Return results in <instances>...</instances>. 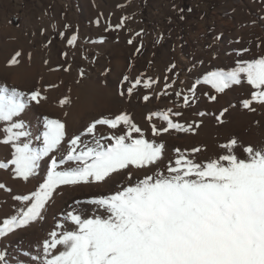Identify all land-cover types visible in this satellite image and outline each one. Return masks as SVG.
Segmentation results:
<instances>
[{
	"label": "rangeland",
	"instance_id": "1",
	"mask_svg": "<svg viewBox=\"0 0 264 264\" xmlns=\"http://www.w3.org/2000/svg\"><path fill=\"white\" fill-rule=\"evenodd\" d=\"M73 35L75 46L68 43ZM245 48L249 51L243 52ZM17 52L18 64L10 65ZM261 55L264 0H0V85L24 93L40 89L48 98L40 105L33 102L16 118L32 133L37 147L40 141L35 137L42 135L45 117L66 125L61 145L66 150L70 139L82 135L94 120L123 112L145 139L165 144L166 158H174L177 148L186 154L200 148L194 155L206 163L225 154L221 146L235 139L231 151L246 159L244 148L264 147V105L254 102L255 111L243 106L256 90L244 81L216 93L203 79L209 72L230 71ZM149 80L151 86L144 87ZM66 97L71 103L61 107L59 102ZM151 113H167L173 122L194 130L170 129L153 136L151 125L161 129L166 122L155 115L150 122ZM4 127L0 124V140ZM121 129L127 131L123 125L117 129L98 125L97 135L124 134ZM132 136L139 138L135 132ZM82 138L90 142V137ZM13 152L11 145L0 143V162H10ZM62 154L55 153L57 160ZM50 168L46 157L28 182L15 178L14 166L0 169V183L6 186L0 189V227L26 210L16 197L38 191ZM118 188L119 184L108 182L57 189L42 219L0 238L7 264H42L43 244L52 231H60L57 225L65 223L67 212L91 216L96 209L87 201L114 194Z\"/></svg>",
	"mask_w": 264,
	"mask_h": 264
},
{
	"label": "snow or ice",
	"instance_id": "2",
	"mask_svg": "<svg viewBox=\"0 0 264 264\" xmlns=\"http://www.w3.org/2000/svg\"><path fill=\"white\" fill-rule=\"evenodd\" d=\"M76 40L73 35L68 43L75 46ZM20 55L17 52L9 64H18ZM244 81L256 91L243 106L255 111L251 107L254 102L264 105V55L242 61L230 71L209 72L203 79L216 93ZM152 83L149 80L144 87ZM191 91L194 95L195 89ZM131 92L128 89L129 95ZM47 99L40 89L24 93L0 85V124L5 125L0 143L14 148L11 161L0 162V169L14 166L15 178L28 182L36 176L41 160L47 157L51 161L39 190L16 197L24 202L26 210L3 221L0 238L42 219L57 189L115 182L119 188L114 194L87 201L96 209L91 216L84 211L67 212L65 223L57 225L60 231H52L51 239L43 244L42 264H264V147L247 146L246 159H239L231 151L237 145L233 139L221 146L225 154L206 163L194 155L200 148L187 154L177 148V155L169 159L165 144L145 139L141 128L123 112L94 120L82 134L90 137V142L75 135L66 150L61 149L66 125L45 117L44 131L35 137L40 141L37 147L32 133L16 118L33 102L40 105ZM148 99L144 96L145 101ZM184 101L189 106L187 96ZM59 103L63 107L71 100L66 97ZM154 115L166 126L157 129L152 124L153 136L170 129L194 130L173 122L167 113H151L147 119L151 122ZM98 125L109 129L123 125L127 131L98 136ZM133 132L139 138H134ZM57 152L63 153L59 160ZM66 162H70L67 167ZM5 187L0 183V189ZM0 264H7L3 251Z\"/></svg>",
	"mask_w": 264,
	"mask_h": 264
}]
</instances>
